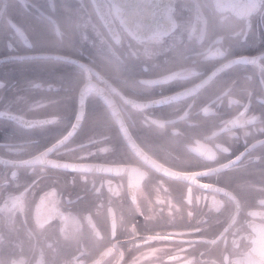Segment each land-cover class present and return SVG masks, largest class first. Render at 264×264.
Instances as JSON below:
<instances>
[{"label": "flooded vegetation", "instance_id": "flooded-vegetation-1", "mask_svg": "<svg viewBox=\"0 0 264 264\" xmlns=\"http://www.w3.org/2000/svg\"><path fill=\"white\" fill-rule=\"evenodd\" d=\"M174 1V30L140 40L123 24L127 12L114 0H0V207L9 193L29 190L25 215L17 213L15 229L4 226L0 214V264H59L76 251V240L90 241L87 220L67 221L72 240L53 225L35 228L36 200L52 185L57 195L41 208L42 218L55 210L79 219L91 208L93 222L102 224L111 201L118 228L122 221L136 224V243L149 233L183 232L150 246L183 247L181 255L197 262L264 264V144L259 143L264 141V0ZM108 15L112 28L104 20ZM42 54L54 57H37ZM93 60L107 62L108 77L80 68ZM196 85L200 88L179 102L166 99ZM193 100L189 115L177 120L181 135L145 121L176 120ZM132 102L148 106L141 110ZM206 104L207 114L202 110ZM218 145L229 147L230 155ZM250 147L244 161L219 180L240 199L243 238L230 230L227 247L223 241L196 243L222 231L232 212L226 206L220 223L212 222L207 232L192 231L200 226L199 218L209 215L204 201L197 204L195 197L210 201L216 195L192 183L196 173L198 184H217L216 176L203 174L216 162L201 153L211 149L223 162ZM257 156L260 162H251ZM133 173L135 189L130 186ZM189 185L192 217L184 202ZM133 193L153 219L135 212ZM170 200L180 209L172 207V216ZM101 203L105 207L97 214ZM53 223L64 221L57 217ZM118 239L126 259L139 255L136 248L129 250L133 240L128 231L122 230ZM105 260L114 264L113 257Z\"/></svg>", "mask_w": 264, "mask_h": 264}, {"label": "snow or ice", "instance_id": "snow-or-ice-1", "mask_svg": "<svg viewBox=\"0 0 264 264\" xmlns=\"http://www.w3.org/2000/svg\"><path fill=\"white\" fill-rule=\"evenodd\" d=\"M85 68H87L85 66ZM94 87L93 85H89ZM200 88V85H196L195 88L192 89H185L182 92L176 93L173 97L166 98L169 101L173 102H179L182 99H185L191 95H193L198 89ZM84 98L81 96L80 104L81 106L84 105ZM209 104L211 102H208ZM195 104V100H193L191 103L188 104L187 108L184 110V113L177 117L176 120H165V119H151L149 117H145V121L149 122L152 125H155L157 129H159L161 132H171L174 135H181L182 132L180 129L176 127L177 120H184L190 113L191 108ZM207 105V104H206ZM139 109L143 110L148 105L147 104H137L135 105ZM203 112L207 114L210 111L209 106L202 108ZM82 118V114H77V120H80ZM215 135V133H213ZM261 144H264V141L259 142ZM218 148L225 154L230 155L231 149L224 145H218ZM254 147V146H252ZM252 150L251 147L249 149H246L244 153H241L240 155H237L235 159H226L223 162H217L218 157L217 153L212 151L211 149H208L201 154L206 157L207 160L216 162V166L209 168L206 173H203L205 175H214L217 178V184H198V181L195 179V177L199 174L193 173L191 174L192 177V183L197 184L199 187L204 188L206 190H211L216 195H213L211 197V200L209 201V198L206 196H196V203L199 204L201 200L204 201L205 206L208 209L209 215L206 217H201L197 220V225H200L198 227H195L192 229V231L196 233H203L207 232L211 226L212 222L220 223V217L224 214V209L226 206H230L232 208L231 215L227 219V223L224 225L222 231H220L217 235L208 238L206 236H201L198 238L196 243H204L209 245H217L221 241H223L225 247H227V233L234 229V226L236 225L238 218L240 216V212L242 210V205L240 202V199L238 195L235 193L234 190L230 189L227 185H220L219 180L223 173H226L228 171H231L235 168V166L240 165L242 161H244V157L247 155V152ZM48 151H51L49 149ZM42 156L44 153L41 154ZM37 159H40V157H37ZM261 157L257 156L251 159V162L258 163L260 162ZM48 163L52 164L53 166H56L55 161H49ZM243 166H247V162L245 161ZM67 167V165H65ZM165 174H167V170H164ZM177 179H182L184 177L177 174ZM13 179L18 180V173L13 174ZM82 179H85L82 177ZM136 180L137 176L135 173L132 175V179L130 181V186L135 189L136 188ZM17 187H19V184L17 183ZM93 188L95 189V185H93ZM49 189H52V191H45L43 190L44 194L42 196H39V203H37L36 200V213H35V219H34V226L37 230L43 231L46 228L49 227V225H53L59 229V233L62 237H64L66 240H72L75 239L74 236H69L68 234V224L67 221L69 219L73 220V223L79 224L82 220H87L88 226L90 228L89 237L90 241L85 240H76V251L70 256L66 258H62L59 261V264H111L110 261H106L105 257H113L114 264H142V261L148 260V258L152 257L154 258L151 261V264H222V262H218L217 260L210 259V258H204L201 259L199 262H197L195 257L191 258H185L181 255V253L185 252L186 249L183 247L175 248V249H168L165 247H153L150 246L152 241H168L172 240L174 236H183V232L179 233H166L162 234L160 232L156 233H149L145 234L143 236V241L141 243H136V238L140 235L139 230L134 222H130L128 224H125L124 221L121 222L119 228L117 226L115 215L111 213V201H109V207H108V213L104 217V221L102 224L94 223V214L91 210V208L86 211L83 215H77V217H73L71 214L68 216H65L64 213L57 212L55 210L48 213L46 217H41V208L45 206V202L49 201L51 199H55V196L57 193L55 192L54 185L50 186ZM97 193H99V189H95ZM28 189L25 188L22 190L19 194H12L9 193L8 197L3 202V206L0 207V214L3 215V224L10 230H13L16 228V215L19 213V215L24 216L25 215V208L24 203L27 199ZM114 195H116V192H113ZM132 202L135 205V212L140 215H144L145 220L153 219L154 217L145 215V213L142 211V209L139 207V205L136 203V196L133 193L132 195ZM158 203H163L164 201L158 198ZM184 202L189 205L188 215L189 217H192L193 213L191 211V205H192V187L189 185L187 193L184 198ZM261 204H264V199L260 201ZM170 209H169V216H172L173 213L171 211L172 207L176 208V211L179 212V206L173 205L171 200L169 201ZM93 207H96L94 205ZM105 207L103 203L99 205L97 208V214H99V209ZM151 211V209H149ZM59 217L61 220L64 221V224L61 225H55L53 221ZM27 222V221H25ZM122 230H126L131 234V239L133 240V243L130 245L131 248H136L139 252V255L132 256L131 259H126V252L121 247V240L118 239V236ZM101 232H103V235H101ZM91 241H96L98 243H92ZM237 241L233 239V244L236 245ZM49 247H52L51 244H49ZM142 248H146L147 251H141ZM113 254H115L113 256ZM201 257H205V252H201ZM167 256L168 260L165 261L164 257ZM2 264H22V262H17L15 260L13 261H3ZM37 264H43V261H38ZM54 264V262H53ZM236 264H239L237 261Z\"/></svg>", "mask_w": 264, "mask_h": 264}, {"label": "water", "instance_id": "water-1", "mask_svg": "<svg viewBox=\"0 0 264 264\" xmlns=\"http://www.w3.org/2000/svg\"><path fill=\"white\" fill-rule=\"evenodd\" d=\"M115 4L124 7L127 16L123 19L125 27L133 33L134 37L145 40L154 36L168 35L176 25L174 18V0H114ZM99 7L100 4L98 3ZM108 27L113 23L104 18ZM39 56L51 57L52 54Z\"/></svg>", "mask_w": 264, "mask_h": 264}, {"label": "clouds", "instance_id": "clouds-1", "mask_svg": "<svg viewBox=\"0 0 264 264\" xmlns=\"http://www.w3.org/2000/svg\"><path fill=\"white\" fill-rule=\"evenodd\" d=\"M226 18L221 16L219 18L220 22H223ZM133 55L135 56L136 53H133ZM106 61H95L93 60L92 63H91V66L88 67L86 65H80V68L81 69H84L85 66L88 68V71L91 72L92 70H95L98 74L104 76V77H108L109 76V73H108V69H107V66H106ZM81 77L83 78L84 76V73L83 71H81ZM133 103V106H135V103ZM71 134V133H70ZM242 211V210H241ZM245 220L240 218H238V221L236 223V225L234 226V229H233V235L234 237H236L237 239H242L243 236H244V233H245Z\"/></svg>", "mask_w": 264, "mask_h": 264}]
</instances>
